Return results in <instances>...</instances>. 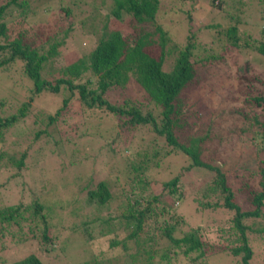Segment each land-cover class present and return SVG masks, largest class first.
I'll return each mask as SVG.
<instances>
[{
  "label": "rangeland",
  "instance_id": "rangeland-1",
  "mask_svg": "<svg viewBox=\"0 0 264 264\" xmlns=\"http://www.w3.org/2000/svg\"><path fill=\"white\" fill-rule=\"evenodd\" d=\"M4 1L0 0L1 3ZM218 2H221L220 7L214 8L211 0H159L154 23L168 39L162 66L166 72L173 68L178 51L188 44L193 45L190 61L197 76L194 84L181 95L186 101L183 113L191 124L197 123L201 129L214 122L235 132H224L233 142L223 164V171L230 174L238 168L256 170L258 157L264 158V145L255 133L247 135L244 132L237 137L238 128L246 123L243 116L228 114L237 105L246 107L242 94L248 91L246 84L249 90L261 87L253 80L249 85L241 78V83L238 67L249 63V75L264 76V57L256 51L230 49L225 30L237 26L241 40L244 35L251 41L264 42V17L259 15L260 5L264 4L260 0ZM22 6L9 12L3 22L12 39L22 35L24 40L32 41L36 46L45 44L44 49H48L51 43H59L56 56L45 62L42 71L50 80L57 76L59 68L68 65L72 55L84 57L94 49L105 17L109 18L110 28L121 31L130 40L137 35L136 27L142 29L141 33L154 28L146 24L132 25V17L127 15L115 21L108 15L110 0H29ZM43 32L53 37L51 42L45 43L47 39ZM154 42L157 43L158 39L155 38ZM150 49L157 53L158 44ZM20 67V63H16L8 70L12 76L0 77V98L10 95L14 80H20L18 85L29 83L21 78ZM82 76L78 83L92 80L88 72ZM8 77L11 78L7 80ZM96 80L91 81L89 89L98 87ZM15 96L21 99L24 95L18 93ZM133 97L143 112L159 114V109L143 92ZM116 99L119 98L111 96L107 100L117 103ZM76 100L68 113L59 117L56 125L47 128L46 123H37L33 115H28L10 128L5 141L0 142V209L10 206L24 208L35 202L41 204L40 216H45L49 238V241L42 238V224L35 235L26 227L22 228L27 237L23 244L12 245L10 235L0 236V260L8 257L21 260L34 254L44 264H145L146 255H134L137 247L132 241L127 243L125 250L116 246L121 240L118 231L125 226L122 214L135 199H144L146 205L145 201L167 194L162 184L177 174H181L177 186L180 197L173 196V205L184 220L175 235L197 229L204 241L218 245L220 231L227 230L231 214L224 208L206 210L199 206V203L214 202V196L203 197V186L211 184L212 173L200 168L183 171L190 163L188 158L172 151L166 141L148 126L128 127L123 117L104 115L97 110L88 112V116L79 111ZM43 102L50 104L51 113H54L61 105L62 96L45 94L38 99L40 105ZM43 129L52 134L36 136ZM83 130L84 134L80 136ZM61 134L65 138H61ZM145 156L151 160L145 162ZM19 161L23 162L20 167L17 166ZM100 182L106 185L111 199L105 206L89 204L88 192L96 190ZM187 204L190 212L182 207ZM258 225L263 229L264 220H259ZM159 227V224H149L148 235H158ZM250 240L254 251L251 264H264V233L261 238L250 237ZM192 256L195 254L189 257L180 255V260L172 264H237L220 252L195 263L189 262ZM4 264L8 263L4 261Z\"/></svg>",
  "mask_w": 264,
  "mask_h": 264
},
{
  "label": "trees",
  "instance_id": "trees-1",
  "mask_svg": "<svg viewBox=\"0 0 264 264\" xmlns=\"http://www.w3.org/2000/svg\"><path fill=\"white\" fill-rule=\"evenodd\" d=\"M21 1L0 2V77L12 76L8 74L9 68L20 63L21 78L25 83L26 80L29 82L25 86V84L18 85L19 79L14 80L10 95L0 98V142L5 141V135L10 128L28 115H33L37 123H46L47 128L56 125L59 117L66 115L69 108L73 106L74 99L78 100L79 111L82 110V113L88 114L90 111L97 110L104 115L123 117L128 127L148 126L151 131L166 141L172 151L188 158L190 163L183 168V171L200 168L212 173L211 184L206 183L203 186V197L214 196V202H207L204 205L199 203V206L206 210L224 208L231 216L227 221V230L220 231L222 235L218 245L204 241L203 235L197 229L183 235H175L179 230V224L184 220L180 214L176 213L173 205V196L180 197L177 186L180 183L181 174H177L162 184L167 194L155 196L153 201H145L146 205L144 199H135L133 204L128 206L127 212L121 217L125 221V226L118 231L121 240L116 246H121V249L125 250L127 243L132 241L137 247L134 255H146L145 264H172L178 261L180 255L189 257L191 254L195 256H192L189 262L195 263L205 261L207 257L218 252L229 256L230 261L234 260L237 264H251L254 251L250 237L261 238L264 233V228L258 225L259 220H264V158L258 157L259 164L256 170L238 168L230 174L226 173L223 171V164L228 158L227 150L232 149L233 142L224 132L234 134L235 132L231 128L223 129L214 122L209 127L201 129L202 126L197 123L191 124L186 119L183 113L186 101L181 95L194 84L197 76L195 66L190 61L193 45L188 44L178 51L170 71L166 72L162 69L167 55L165 45L168 39L160 27L154 23L159 0H110L111 9L108 15L115 21H120L127 15L132 17V25L146 24L154 28L141 33L142 29L136 27L137 35L130 40L129 37L123 36L121 31L110 28L109 18L105 17L94 49L84 57L72 55L73 58H70L68 65L59 68L57 76L51 80L43 76L46 72L42 71L45 62L56 56L59 43H51L48 49H44L45 44L36 46L32 41L24 40L22 35L12 39L8 34L6 23L3 22L9 12L22 8V5L29 2V0ZM218 1L211 0V5L219 8L221 2ZM260 2L264 4V0ZM260 7L259 15L262 18L264 5ZM262 33L264 34V30ZM43 34L47 39L45 43L51 42L53 37H49L48 33L43 32ZM241 36L242 40L237 26H230L225 30L230 49L256 51L264 57V42L251 41L248 36ZM155 38L158 39L157 43L154 42ZM155 44L159 47L157 53L150 49ZM248 67L249 63H246L238 67L239 71L236 69L241 72L238 80L241 82L243 78L249 85L252 80L257 81L261 87L249 90L250 87L246 84L245 88L248 91L242 93L243 96L245 95L243 103L246 107L237 105L235 110L229 111L228 114L238 113L247 123H244V127L238 128L237 137L244 132L247 135L255 133L264 145V76L249 75ZM87 72L92 75L89 76L92 80H86L85 84L78 83L77 81L80 82L83 79L82 75ZM9 78L11 77L7 80ZM93 80H96L98 87L89 89L88 86ZM138 92H143L147 100L159 109L158 115L150 111L143 112L133 101L134 94ZM18 93L24 96L20 99L15 96ZM45 94L62 96L61 105L54 113H51L50 104L38 103V99L41 100ZM111 96L119 98L116 99L117 103L107 100L111 99ZM84 123L85 119L82 124ZM41 134L50 136L52 133L47 134V130L43 129L37 132L36 136ZM83 134L84 130L80 136ZM63 137L64 135L61 134V138ZM148 160L151 158L145 156L144 161ZM22 164V161L17 162L18 167ZM88 194L89 204L97 203L105 206L111 199V194L102 182L98 184L96 190L89 191ZM187 205L182 207L190 212V206ZM41 211L43 206L37 202L24 208L10 206L0 209L1 238L10 235L9 242L11 241L12 245L23 244L27 237L22 228L26 227L35 235L42 224L44 226L42 238L49 241L47 225L44 222L46 219L45 216H40ZM151 223L161 225L157 228L156 236L148 235V226ZM12 227L14 231L11 230ZM4 261L8 264H44L34 254L21 260L8 257ZM4 261L0 260V264H4Z\"/></svg>",
  "mask_w": 264,
  "mask_h": 264
}]
</instances>
